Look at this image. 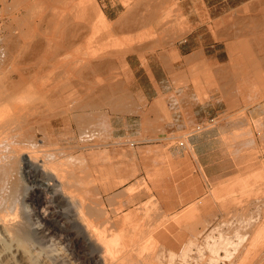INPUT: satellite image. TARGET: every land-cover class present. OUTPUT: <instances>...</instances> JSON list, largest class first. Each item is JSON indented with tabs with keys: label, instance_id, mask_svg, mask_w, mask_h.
<instances>
[{
	"label": "rangeland",
	"instance_id": "1",
	"mask_svg": "<svg viewBox=\"0 0 264 264\" xmlns=\"http://www.w3.org/2000/svg\"><path fill=\"white\" fill-rule=\"evenodd\" d=\"M219 2L222 3L219 4ZM95 8L101 9L108 16L109 21L107 24H102L99 21ZM243 10L245 11L243 12ZM236 32L237 34H235ZM263 33L264 0H0V67H2L0 69V109L2 107L0 111L8 110L9 112L8 116L4 118L3 123L5 122V125L6 123L7 125L11 124L8 127L12 129L15 128V124L18 125L16 126V128L19 127L18 129L20 127H24L25 129L27 125L31 129L32 136L34 135L35 138L40 137L42 140L45 138V143L44 140L42 142L41 139H38L41 142L40 144L44 143L40 148V154L38 153L40 157L42 156L41 158L44 156L42 154L49 152V154L56 152L60 154L61 152L59 156H63L62 158L67 157V155L70 156V154L82 158L83 163L77 162L76 165L79 163L80 166L78 167H83L84 171L79 173L83 178L88 176L85 179L89 178V182L87 180L88 183L85 184V187L87 188L88 185L90 187L87 190L84 189L85 192L82 193V197L86 200V203L93 205H97L98 203L97 206L100 209L102 208L101 210L104 212L101 215L90 217L98 232H102V236L108 234L105 237L99 235L101 238L111 240L115 234L117 235L120 232L118 230H121L120 233H123L125 226L124 223H121L123 222L122 218H125L130 213L132 214V212L137 215L133 220H138H132V224L140 223L142 226L149 225L154 227L159 223L157 228H160L161 231L167 230V227L171 225L174 231H172L173 233H176L178 226H180L182 233L187 234L190 231L191 234H189L192 236V239L195 238V233L202 229L203 224L209 220H213L218 225H221V229L225 227L222 230L229 232L235 231L234 235L239 231V228L240 233L242 230L245 233L249 229V227L247 229V225H257L264 221V171H262V169L264 170V93H262L264 91V77H262L264 72L261 76L260 73L254 71L256 68L253 67L254 63L251 64L253 65L252 67L250 65L252 57L255 54L257 55L259 53L258 55L264 56ZM187 36H191L194 39L197 38L200 49L192 55L180 58L174 55L176 45ZM242 38L246 42L241 43V45L244 48L249 47V50L243 51L241 45H237L240 41H244ZM259 38L262 39L260 40ZM234 41L237 43V46L234 45ZM231 45H234V47ZM258 47L262 50L258 51ZM236 49L238 51L240 50V53ZM242 53L244 56L248 54L250 57L248 55L247 57H243ZM168 56L171 58L169 57L167 59ZM240 56L242 59H240ZM239 59L240 62L243 60L244 63L242 62L241 64ZM149 61L163 63L166 71L164 74L165 92L153 103L152 107L142 104L139 100L134 71L141 64L147 67ZM96 63L101 65L100 70L99 66L96 67V70ZM91 65L94 66H92L93 69ZM261 65L260 71H264V65ZM31 66L34 68L32 70L33 72L29 70ZM102 67L104 69L106 67V71ZM24 68L26 69L23 72L22 69ZM16 69L23 73L20 75V72H14ZM36 69L38 70L35 71ZM41 69L43 70L41 71ZM26 71L29 72L28 75ZM37 74L40 75L38 76ZM257 75L261 77L258 78ZM9 76L16 80L21 77L19 79L20 82L9 78ZM56 76L57 78L55 79ZM24 78H27V81ZM63 78H65L64 80L67 79L66 83L69 86L63 83ZM262 79L263 81H261ZM9 81L13 82L10 83ZM58 81L65 88H62L63 85H60V87V82ZM106 85L107 87H112L114 91L123 93L119 96L118 92L117 95L115 93L116 91L114 92L117 97L116 102L119 97L120 100L123 96L128 97V103L125 104L126 108L124 112H120L117 107H103L102 104L98 105L99 103L98 99L95 98V92L97 94L96 97L99 98V91L102 88H107ZM55 87L63 91L66 90L67 93L62 91L63 94L58 95L57 98L56 92L60 94L61 90H57ZM68 89H71L73 92L68 91ZM50 90L51 93H49ZM92 90L94 92H91ZM227 90L229 91L227 92ZM71 92L73 93V97ZM45 93L49 95L44 96ZM64 93L67 95L70 94L69 98L67 95L66 98L72 99L73 101L70 100V103L67 102L68 100H65ZM124 93H128L129 95H124ZM53 94H55L54 100V97L51 96ZM22 95L25 98H22ZM115 95L113 96L115 97ZM47 96L53 98L51 99ZM83 96L85 101L83 100ZM89 96L92 97L90 98ZM60 97L61 100H65V103L61 100V102H58ZM93 98L97 101L95 102ZM49 100H52V103ZM56 100L59 103L58 105L56 104ZM53 101L55 103L54 105H52ZM86 101L89 104H91V101L95 102V104L98 103L97 107L95 105L94 108L90 107L92 108L90 109L86 105ZM61 103H64L65 106L63 107ZM5 105L7 108H5ZM176 105L179 106V109L175 107ZM84 106H87L85 107L86 109ZM53 107H56V109ZM65 107L67 109L68 107H72V109H68L69 112ZM127 108L129 110L126 112ZM33 109L34 111H32ZM62 110L63 112H61ZM106 111L107 113L104 115ZM57 112L59 117L56 116ZM59 112L61 114L63 113L64 116L60 115ZM92 112L96 114V118H99L97 119L99 122H104L103 119L107 120L109 116L107 122L110 123L105 128L101 126L102 124L98 125V127L94 126L98 130L95 129L93 133L90 132L91 135L94 134L91 136L88 133V128L91 129L93 127L91 123L87 125L88 123L82 122L81 124L79 121H76L78 119L76 117ZM195 113L199 115V118L203 119L191 124L190 120L194 117ZM49 114H52V116L55 114V118H50L52 116ZM177 114L182 115V120L187 127L185 130L172 133L167 130L166 126H171L176 123L177 117L175 115ZM71 115L75 116L74 119H76L74 120ZM36 116L37 119L35 118ZM65 116L70 118V121ZM8 118L12 119L5 121ZM45 119H48L46 120L47 122L44 121ZM157 119L159 122H157ZM212 119H214V123L209 125V121ZM26 120L29 122H26ZM39 121H42L40 122L41 124L38 123ZM75 121L79 124V127H77ZM66 122L68 123L66 124ZM125 123H128V125L130 123L136 124L137 132L142 128L141 134L126 133L123 129ZM63 124L67 126L71 124V126L65 128L67 126ZM202 125H207L206 127L208 129L205 132L198 131V127ZM81 126L82 129L80 128ZM100 127L103 129H99ZM16 128L14 131L17 132H12L13 130L11 129L12 134H19V130ZM217 128H220L221 132L217 135L218 138L213 148L218 149V158L216 160L219 164L215 167L218 169L221 178L214 179L207 173L204 164L200 161L195 149L190 144L189 137H196L195 135H202ZM42 129L45 131H42ZM83 131L84 133L87 131L89 135L87 133L86 135L83 134ZM116 131L118 132L116 133ZM42 132H45V134ZM66 133H69V136ZM96 133L98 134L97 136ZM82 135L84 136L83 138ZM85 138L88 140H85ZM83 143L84 145L92 144L93 147L80 149L79 145L82 146ZM44 146L46 149H44ZM72 146L73 148L71 149ZM246 147L250 148L247 149ZM42 148L44 149L43 151ZM201 148L203 149L204 147L202 146ZM49 149L50 151H48ZM247 152L250 153L248 154ZM59 156L57 155V157ZM84 157L86 158L83 159ZM149 172H157L159 182L157 185L152 182L149 177ZM132 175L134 176L132 177ZM37 176L38 180H41L39 173ZM139 180H144L146 185L138 188ZM42 182L46 183L47 181L44 180ZM131 184H136L137 189L135 190H139V192L134 190L135 195L133 194L132 201L131 198L129 199V194H124V191L132 186ZM81 190L84 191L83 188ZM95 192H97V196L93 194ZM249 192L253 193L248 195L247 193ZM49 193L50 196L48 195V197H53L52 190ZM151 194L153 196H150ZM224 195L230 196L227 198ZM206 197L208 201H206ZM218 198L226 200L223 201V199L219 200ZM152 200L154 201L152 202ZM240 200L243 202L240 203ZM100 203L101 205H99ZM226 205L231 208H228ZM249 205L253 206L251 207ZM104 206L107 210L103 208ZM138 208L142 210L140 211ZM145 208L148 210H144ZM152 208L156 210V215ZM50 210H53L52 206H50ZM164 210L171 215L167 218L168 220H165L163 215H161V213H165L163 212ZM66 211L70 218L73 217V210L69 209ZM145 211H148L149 215H151H146L147 212L145 213ZM105 212L107 213L105 214ZM230 214L232 217H230ZM158 215H161V221ZM173 215L175 217L177 216L178 219ZM185 215H190L188 218V222L191 225L190 228L186 226L188 222L184 218ZM118 216H121V218ZM146 217H148L149 221ZM154 217L155 219L153 220ZM150 218H152L153 222ZM224 218L229 219V222ZM173 219L176 223H173ZM220 219L227 222H223ZM261 219L262 221L260 222ZM155 220L159 222L156 223ZM249 220L252 222L250 223ZM107 221L108 224L106 225ZM168 222L169 224L167 225L166 223ZM164 225L166 226L165 228ZM97 226H99V229ZM180 231L177 230V233ZM81 232L83 233L78 238V246L82 247V251L79 247L78 250L81 255L77 261L72 254L73 246H70V242L67 241L64 244L55 237L49 238L44 244L37 245L39 246V250L37 251H45L42 255L47 256L49 254L50 257H53L54 255L62 253L63 251L61 252V250H64L66 253L63 252L65 254H62L65 256V261L69 264H84V262L85 264H99L100 255H102L104 248L101 247L98 249V246L100 247L102 243H97L98 246L95 243L91 249L87 248L84 245L86 242L81 239L83 238L84 230ZM108 237L110 238L108 239ZM140 238H136L134 246L130 247L129 249L131 250L129 251L133 249L135 252L138 251L139 254V246L142 247L147 242L148 236H142ZM144 239H146V242H143ZM141 243L144 244L141 245ZM169 243H171L168 245L169 250L171 249L170 251H172L173 248H170V245L172 247L174 246V244L172 245L173 241ZM59 247L62 249H59ZM53 248L57 251V254L55 251H52ZM69 251H71V255L68 254ZM162 251L157 253L162 258L159 257L157 260H153V262L156 264L164 262L165 264L167 258L168 262L166 260V264H169L171 252L167 251L165 255ZM133 253L130 252L131 255ZM237 253L235 252L231 261L236 260L235 258L238 257ZM136 254L134 253V256ZM138 254L136 256H139ZM163 256L166 258H163ZM136 258L132 255L133 261H136ZM163 259L165 260L163 261ZM158 261L159 263H157ZM178 261L180 260L176 259L174 262ZM226 261L224 263L231 264L230 260ZM66 262L65 264H68ZM258 262L263 263L261 259ZM258 262L255 264H259ZM101 263L103 264L102 261Z\"/></svg>",
	"mask_w": 264,
	"mask_h": 264
},
{
	"label": "bare ground",
	"instance_id": "2",
	"mask_svg": "<svg viewBox=\"0 0 264 264\" xmlns=\"http://www.w3.org/2000/svg\"><path fill=\"white\" fill-rule=\"evenodd\" d=\"M98 7V6H97ZM248 7V6H247ZM99 8V7H98ZM98 8H95V11H96V14L99 18V21L102 23V24H107L108 23V19L105 15V13L101 10V9H98ZM247 10V8H245ZM245 10H243L244 12ZM248 17V16H246ZM254 17V16H253ZM252 21V19H251ZM232 22V21H231ZM256 22V21H255ZM233 27V25H232ZM234 28V27H233ZM254 28V27H253ZM258 28V27H257ZM232 29V28H231ZM255 30V29H254ZM256 32V31H255ZM262 33V32H261ZM237 34V32L235 33ZM250 34V33H249ZM253 34V33H252ZM264 34V33H263ZM262 34V35H263ZM261 35V36H262ZM234 36V34H233ZM236 36V35H235ZM251 36V34H250ZM253 36V35H252ZM229 37V36H228ZM260 37V36H259ZM238 39V38H237ZM248 39V38H247ZM255 39V38H254ZM260 39V38H259ZM262 39V38H261ZM260 39V40H261ZM242 40L244 41H240V43H236L235 41V44L234 45H238L240 46L241 43L243 44V42L245 43V39L242 38ZM258 40V41H260ZM237 41V42H239ZM263 42V41H262ZM156 43V42H155ZM231 43V42H230ZM233 44V43H232ZM247 44V43H246ZM248 44H250L248 42ZM247 44V45H248ZM159 45V44H158ZM234 45L232 47H234ZM236 45V46H237ZM263 45V44H262ZM230 46V45H229ZM23 47V46H22ZM19 48V47H17ZM230 48V47H229ZM260 48H261V45H260ZM260 48L258 47V51L260 50ZM263 48V47H262ZM155 49V48H154ZM231 49V48H230ZM234 49V48H232ZM240 49V48H239ZM241 49L244 51V50H249V47L248 48H244L242 45H241ZM240 49V50H241ZM16 50V49H15ZM40 50V48H39ZM237 50V49H236ZM234 50V51H236ZM239 50V51H240ZM252 50V49H251ZM262 50V49H261ZM260 50V51H261ZM14 51V49H13ZM228 51V50H227ZM237 50V52H239ZM254 51V50H253ZM257 51V52H258ZM155 52V51H154ZM164 52V51H163ZM252 52V51H251ZM256 52V51H255ZM32 53V52H31ZM36 53V51H35ZM168 53V52H167ZM173 53V52H172ZM240 53V52H239ZM244 53V52H243ZM242 53V54H243ZM263 53V52H262ZM37 54V53H36ZM245 54V53H244ZM244 54L242 55L243 57H247L244 56ZM259 54V53H258ZM257 54V55H258ZM264 54V53H263ZM175 55V54H174ZM200 55V54H199ZM241 55V54H240ZM255 54V56L252 57V61L250 63L253 64L251 65V67H256L255 70L254 68H252L255 72H258L261 74L262 76V73L264 71H260L261 70V64L264 65V56L263 55H258L257 56ZM21 56V55H20ZM31 56V55H30ZM107 56V55H106ZM109 56V55H108ZM249 56V55H248ZM36 57V56H35ZM95 57V56H94ZM105 57V56H104ZM170 56L167 57V59L169 58ZM193 57V56H192ZM250 57V56H249ZM18 58V57H17ZM110 58V57H109ZM162 58V57H161ZM171 58V57H170ZM178 58V57H177ZM176 58V59H177ZM194 58V57H193ZM106 59V58H104ZM165 59V57H164ZM240 59H242V57L240 56ZM240 59H239V62H240ZM245 59V58H244ZM249 59V58H247ZM97 60V59H96ZM100 60V59H99ZM107 60V59H106ZM250 60V59H249ZM91 61V60H90ZM101 61V60H100ZM246 61V60H245ZM262 61V63H261ZM89 62V61H88ZM189 62V61H188ZM243 60H241V64H242ZM40 63V62H39ZM90 63V62H89ZM91 63H93L91 61ZM107 63V62H106ZM244 63V62H243ZM247 63V62H246ZM43 64V63H41ZM40 64V65H41ZM88 64V63H87ZM97 64V63H96ZM105 64V63H104ZM109 64V63H108ZM106 64V65H108ZM4 65V64H3ZM20 65V64H19ZM39 65V64H38ZM95 65V64H93ZM91 65V68L92 66ZM103 65V64H102ZM5 66V65H4ZM10 66V65H9ZM18 66V65H17ZM35 66V65H34ZM48 66V65H47ZM90 66V64H89ZM88 66V67H89ZM99 66V70H100V66L101 65H96V67ZM241 66V65H240ZM12 67V66H11ZM40 67H43V66H40ZM49 67V66H48ZM53 67V66H52ZM55 67V66H54ZM94 67V66H93ZM250 67V66H249ZM248 67V68H249ZM260 67V69H259ZM2 67H0L1 69ZM13 68V67H12ZM32 68V66H31ZM29 68L30 71H32L34 68ZM37 68V67H36ZM39 68V67H38ZM89 68V69H91ZM104 69V67H102ZM241 68V67H240ZM10 69V67H9ZM20 69V68H19ZM26 68L22 69V71L24 72ZM45 69V68H43ZM41 69V71L43 70ZM93 69V68H92ZM106 69V67H105ZM104 69V70H105ZM258 71H257V70ZM21 70V69H20ZM28 70V71H29ZM38 69H36L35 71H37ZM40 70V69H39ZM97 70V68H96ZM98 70V71H99ZM264 70V69H263ZM14 71V70H13ZM18 73L20 72L19 70L16 69V71L14 72H17ZM34 71V72H35ZM46 71V70H45ZM94 71V70H92ZM106 71V70H105ZM23 72H20L19 74L21 75V73ZM27 72V71H26ZM25 72V73H26ZM33 72V71H32ZM44 72V71H43ZM42 72V73H43ZM96 72V71H95ZM94 72V73H95ZM246 72V71H244ZM4 73V72H3ZM29 72H27L26 74L28 75ZM40 73V72H39ZM56 73V72H55ZM101 73V72H99ZM249 73V72H247ZM12 74V73H11ZM44 74V73H43ZM42 74V75H43ZM97 74V73H96ZM254 74V73H253ZM257 74V73H256ZM259 74V75H260ZM1 75V74H0ZM19 75V76H20ZM38 75V74H37ZM40 75V74H39ZM38 75V76H39ZM48 75V74H47ZM46 75V76H47ZM56 75V74H55ZM255 75V74H254ZM261 76L257 77L260 78ZM30 77V76H29ZM53 77V76H52ZM120 77V76H118ZM226 77V76H225ZM224 77V78H225ZM264 77V75L262 76ZM9 78H11L9 76ZM21 78V77H20ZM18 78V80L20 79ZM46 78V77H45ZM57 78V76L55 77V79ZM61 78V77H59ZM86 78V77H85ZM109 78V77H108ZM223 78V77H222ZM11 79H15V78H11ZM26 79L27 81V78H24ZM31 79V78H30ZM41 79V78H40ZM39 79V80H40ZM52 79V78H51ZM65 78H63L64 80ZM254 79V78H252ZM15 79V81L17 82H20V80L18 81ZM35 80V79H34ZM38 80V79H37ZM67 80V79H66ZM64 80L63 83H66L67 81ZM98 80V79H97ZM103 80V79H101ZM31 81V80H30ZM49 81V80H48ZM229 81V80H228ZM263 81V79L261 80ZM10 82V81H9ZM13 82V81H12ZM10 82V83H12ZM22 82V81H21ZM47 82V81H46ZM45 82V83H46ZM54 82V81H53ZM60 82V81H58ZM100 82V81H99ZM232 82V81H231ZM254 82V81H253ZM258 82V81H257ZM38 83V82H37ZM81 83V81H80ZM103 83V82H102ZM114 83V82H113ZM252 83V82H251ZM256 83V82H255ZM259 83V82H258ZM263 83V82H262ZM16 84V82H15ZM25 84V83H23ZM52 84V83H51ZM67 84V83H66ZM65 84V85H66ZM110 84V83H108ZM250 84V82H249ZM254 84V83H253ZM10 85V84H9ZM11 85H14V84H11ZM29 85V84H28ZM31 85V84H30ZM39 85V84H38ZM58 85V84H57ZM60 85H63L59 84ZM68 85V84H67ZM66 85V86H67ZM81 85V84H79ZM101 85H104V84H101ZM115 85V84H114ZM224 85V84H223ZM222 85V86H223ZM260 85V84H259ZM16 86V85H15ZM40 86V85H39ZM42 86V85H41ZM48 86V85H47ZM46 86V87H47ZM53 87V85H51ZM69 86V85H68ZM67 86V87H68ZM251 86V84H250ZM257 86V85H256ZM18 87V86H17ZM32 87V86H31ZM50 87V86H49ZM51 87V89H52ZM61 87V86H60ZM107 87V85H106ZM117 87V86H116ZM241 87V86H240ZM56 88V87H55ZM53 88V89H55ZM62 88H65V86L63 85ZM69 88V87H68ZM222 88V87H221ZM247 88V86H246ZM245 88V89H246ZM3 89V88H2ZM44 89V88H43ZM57 90H61L60 91V94L58 92L57 93V98H58V95H61L63 94L62 93V89H58V87L56 88ZM118 89V88H117ZM223 89V88H222ZM255 89V88H254ZM55 90V91H57ZM84 90V89H83ZM256 90V89H255ZM260 90V89H259ZM3 91V90H2ZM43 91V90H42ZM53 91V90H52ZM68 91H72L71 89H68ZM85 91V90H84ZM86 91H88L86 89ZM97 91V90H96ZM116 91V90H115ZM114 89H112V87H107V88H102L100 91H99V98L96 97L97 94L95 92V98L98 99V103L95 104V102L97 101L95 98H93V100L95 102H90L91 104L87 103L88 101H86V103H83V104H86L89 108L92 107L94 108L95 105L97 107V104L98 105H101L104 107V106H109V107H117L118 110L120 112H124L125 111V108H126V105L128 102L127 98L125 96H123V98L120 100V97L119 99L117 100L116 102V95H117V92H115ZM229 90H227L228 92ZM63 92H66V90H64ZM73 92V91H72ZM71 92L72 94V97H73V93ZM91 92H94L93 90ZM114 92L116 93V95L114 94ZM124 92V91H123ZM246 92V91H245ZM49 93H51V90L49 91ZM53 93H55L53 91ZM81 93V92H80ZM85 93V92H84ZM83 93V94H84ZM119 93V92H118ZM122 93V92H121ZM121 93H119V96L121 95ZM264 93V91L262 92ZM2 94V93H1ZM35 94V93H34ZM65 94V93H64ZM82 94V95H83ZM90 94V93H89ZM87 94V95H89ZM123 94V93H122ZM128 93H124V95H126ZM242 94V93H241ZM45 95H49V94H44ZM55 94L51 95L54 97ZM65 94V98L68 96L69 98V95ZM91 95V94H90ZM115 95V97L113 96ZM129 95V94H128ZM9 96V94H8ZM63 96V95H62ZM85 96V95H84ZM83 96V100L85 99ZM93 96V95H92ZM92 96H89L90 98ZM3 97V96H2ZM12 97V96H10ZM14 97V96H13ZM19 97V96H18ZM24 97V95H22V98ZM40 97V96H39ZM48 98H51L50 96H47ZM52 97V98H53ZM71 97V98H72ZM88 97V96H87ZM245 97V96H244ZM5 98V97H4ZM25 98V97H24ZM46 98V97H45ZM47 98V99H48ZM51 98V99H52ZM56 98V99H57ZM64 98V97H63ZM14 99V98H13ZM39 99V98H38ZM55 99V97L53 98V100ZM12 100V99H10ZM59 101L58 102H61L63 101V99L61 100V97L60 99H58ZM61 100V101H60ZM65 100H68L67 102L70 103V100L72 99H65ZM64 100V101H65ZM89 100V99H88ZM24 101V100H23ZM33 101V100H32ZM31 101V102H32ZM51 103H52V100H49ZM63 101V102H64ZM73 101V100H72ZM85 101V100H84ZM121 101V102H120ZM7 102V101H6ZM5 102V104H6ZM35 102V101H34ZM48 102V103H50ZM57 102L56 100V104L58 105L59 103ZM4 103V102H3ZM40 103V102H39ZM50 103V104H51ZM65 103V102H64ZM63 103V104H64ZM34 104V103H32ZM46 104V103H45ZM54 101H53V104L54 105ZM62 104V103H61ZM62 106L64 107L65 104ZM67 104V103H66ZM40 105V104H39ZM47 105V104H46ZM71 105V104H69ZM6 106V105H5ZM76 106V105H74ZM87 106H84L87 107ZM246 106V105H245ZM60 107V106H58ZM57 107V108H58ZM73 107V106H72ZM72 107H70L72 109ZM248 108V106H246ZM7 108V106L5 107ZM10 108V106H9ZM31 108V106H30ZM41 108V107H40ZM54 109H56V107H53ZM68 107V109H70ZM90 108V109H92ZM2 109V107H1ZM0 109V110H1ZM32 109V108H31ZM65 109H67L65 107ZM67 109V110H68ZM74 110H76L74 107H73ZM86 109V108H85ZM10 110V109H9ZM113 111H115L113 108H112ZM129 109L127 108L126 112L128 111ZM34 111V109L32 110ZM60 111V110H59ZM65 111V110H64ZM69 111V110H68ZM94 111V109H93ZM13 112V111H11ZM27 112V110H26ZM38 112V111H37ZM63 112V110L61 111ZM67 112V111H66ZM70 112V111H69ZM74 112V111H73ZM91 112V111H90ZM109 112V111H108ZM25 113V112H24ZM53 113V112H52ZM65 113V112H64ZM72 113V112H71ZM88 113V112H87ZM107 111L105 112L104 115H106ZM9 112L8 110H3V111H0V264H65V256H63V254H65L66 252L64 250H61V252H65V253H59L57 254L54 250V248L52 249V251L57 254V255H54L53 257H50V255L48 254L47 256L46 255H42L44 252H39L37 250H39V244H44L49 238H52V237H55V238H58L60 242L64 243L65 242L67 243V241L70 242V246L72 247L73 246V249H72V254L74 255V258L76 259V261L78 260L79 256L81 255L80 254V251L78 250V248L80 246L79 245V241H78V238L80 237L81 231L84 230V234H83V241L86 242L84 243V245L91 249L93 247V245L96 243L100 244V247L98 246V249L103 247L104 250H103V253L102 255H100V263L99 264H102L101 261L103 262V264H156L155 262H153V260H157L159 257L162 258L161 256H159L157 253H159V251L161 252L162 251L165 255L167 251L171 252V256L170 257V263L169 264H226L224 263L225 260H232L235 252L237 253V251H239L237 253V258H235L236 260H233L231 261V264H255L256 262H258L260 259L262 260V264H264V221H262V219L260 220L261 223L257 224V225H251V226H248L247 225V229L249 227V229L247 230V232L243 233V230L242 232L240 233V228H239V231L236 232V234L234 235L235 231H225V230H222L223 228L225 229V227H223L221 229V225H218L216 222H214L213 220H209L207 221L206 223L203 224L202 226V229L201 230H198L196 234V236H194L195 238H191L192 236L190 235V231L189 233L187 234H184L180 231V226H178L177 230L180 231L177 233V230H176V233H173L174 231L172 230V226L169 225L167 227V230L165 229V231H161L160 228L158 229L157 228V225L159 224L158 222H155L158 223L157 225H155L154 223V227L152 226H147V225H143L142 224H132L131 221L133 219L136 218V214H134L132 212V214H126L127 216H125V218H122L123 222L121 223H124V226H125V229H123V233H120L121 230H118L120 232H118V234L111 239V240H107L105 238H101L99 235H101V233L98 232V230L96 229V226L94 223H92L90 217H94L95 215L98 216V215H101L103 214L104 212H102V208L100 209L97 205H93V204H90V203H86V200L82 197V193L85 192L84 189L87 190V188L89 189V185L88 187L86 188L85 187V184H87L89 182V178L88 179H85L82 177V175H80L79 172H83L84 169L83 167H78L80 166L79 163L78 165H76L77 162H81L83 163V160L82 158L80 157H75L73 156V154L70 156L67 155V157L65 158H62L63 156H59L61 154H58V152L54 153V154H49V153H46V154H42L44 155L43 158H41L38 153L40 154V148L43 146V144L45 143V138L43 136V140H44V143L43 144H40V140L38 139H41L42 138H35L34 135L32 136L31 135V129L29 127H24L20 129L16 128V125L15 124V128L19 130V134H12L11 133V129L12 128H9L8 125H11V124H8L6 123L5 125V122L3 123L4 121V118H6V116H8ZM60 115H63V113L61 114L59 112ZM100 114V113H99ZM99 114H97L99 116ZM46 115V114H45ZM52 116V114H49ZM55 115V114H54ZM53 115V116H54ZM67 116V114H65ZM73 115L76 116V114L73 113ZM71 115V116H73ZM100 115H103V114H100ZM109 115V114H108ZM13 116V115H11ZM15 116V115H14ZM21 116V115H20ZM48 116V115H47ZM50 117V118H55L54 117ZM56 116L59 117L58 115V112L56 114ZM64 116V115H63ZM65 116V117H66ZM73 116V119L74 117ZM10 117V115H9ZM24 117V116H23ZM45 117V116H44ZM43 117V118H44ZM62 117V116H61ZM37 119V116L35 117ZM39 118V117H38ZM64 118V117H63ZM68 118V117H66ZM64 118V119H66ZM76 118H78L76 121H79L81 124L82 122L84 123H88L87 125H89V123H91V125L94 128V129H89V134L91 135V133L94 132V130H98V125L102 124L101 126L103 128L105 127H108V123L110 122H107L106 119H103L104 122H99L97 121V119L99 118H96V114L95 113H90V114H84V115H80V116H77ZM75 118V119H76ZM102 118V117H101ZM9 119H12V118H8L7 120L5 121H8ZM13 119H15L13 117ZM17 119V117H16ZM49 119V118H48ZM48 119H45L44 121L48 120ZM69 121H70V118H68ZM74 119V120H75ZM21 120V119H20ZM101 120V119H100ZM110 120V119H109ZM12 121V120H11ZM18 121V120H17ZM23 121V119H22ZM67 121V120H66ZM73 121V120H72ZM75 121V122H76ZM2 122V123H1ZM19 122V121H18ZM21 122V121H20ZM25 122V121H24ZM26 122H29L26 120ZM42 121H39L38 123H40ZM47 122V121H46ZM45 122V123H46ZM49 122V121H48ZM15 123V122H14ZM22 123V122H21ZM32 123V121H31ZM36 123V124H38ZM44 123V122H43ZM42 123V124H43ZM59 123V122H58ZM65 123V122H64ZM68 122H66L67 124ZM29 124V123H27ZM41 124V123H40ZM39 124V125H40ZM66 124H63L65 126H67ZM77 124V122L75 123ZM80 124V125H81ZM13 125V124H12ZM24 126V125H23ZM44 126V125H43ZM64 126V127H65ZM69 126H71V124H68L67 127L65 128H68ZM94 126H97V127H94ZM41 127V125H40ZM39 127V129H40ZM77 127H79V124H77ZM84 127V126H83ZM102 127H100L99 129H103ZM13 128L12 132H17V131H14ZM38 128V127H37ZM45 128V127H44ZM54 128V127H53ZM56 128V127H55ZM82 129V126L80 127ZM79 128V129H80ZM33 129V128H32ZM72 129V128H71ZM84 130V129H83ZM87 130V129H85ZM106 130V129H105ZM40 131V130H38ZM42 131H45L44 129H42ZM67 131V130H66ZM81 131V130H80ZM65 132V130H64ZM63 132V133H64ZM69 132V131H68ZM82 132V131H81ZM91 132V133H90ZM105 132V131H104ZM40 133V132H39ZM45 134V132H42ZM55 133V132H54ZM70 133V132H69ZM68 133V134H69ZM73 133V132H72ZM87 131H83V134L86 135ZM87 133V135H89ZM109 133V132H108ZM67 133L66 135L69 136ZM82 134V133H81ZM63 135V134H62ZM75 136V134H73ZM94 135V134H92ZM91 135V136H92ZM72 136V135H71ZM70 136V137H71ZM64 137V135H63ZM62 137V138H63ZM84 136L82 135V138ZM18 138V139H17ZM47 138V136H46ZM67 138V137H65ZM57 139V138H56ZM76 139V138H75ZM42 140V142H43ZM48 140V139H47ZM59 140V139H58ZM85 140H88L85 138ZM84 142V141H83ZM87 142V141H86ZM50 143H51V140H50ZM85 143V142H84ZM83 145L80 146L79 144V147L80 149L82 148H85V147H93V145ZM55 144V143H54ZM58 144V143H57ZM47 145V144H46ZM108 145V144H107ZM55 146V145H54ZM95 146V145H94ZM190 146V145H189ZM258 146V145H257ZM47 147V146H46ZM60 147V146H58ZM106 147V145H105ZM251 147V146H250ZM250 147H246L247 149H249ZM256 147V146H255ZM254 147V148H255ZM259 147V146H258ZM66 148V147H65ZM73 148V146L71 147V149ZM75 148V147H74ZM186 148V147H185ZM192 148V147H191ZM44 149L45 146H44ZM42 148V151L44 150ZM51 149V148H50ZM50 149L48 151H50ZM54 149V147H53ZM57 149V148H56ZM258 149V148H257ZM59 150V149H58ZM62 150V149H60ZM76 150V149H75ZM41 151V152H42ZM46 152H48L47 150H45ZM53 151V150H51ZM73 151V150H72ZM77 151V150H76ZM232 151V150H231ZM249 151V150H248ZM256 151V150H255ZM63 152V150H62ZM65 152V151H64ZM74 152V151H73ZM193 152V151H192ZM254 152V151H253ZM259 152V151H258ZM43 153V152H42ZM45 153V152H44ZM71 153V152H70ZM77 153V152H76ZM75 153V154H76ZM248 153V152H247ZM250 153V152H249ZM248 153V154H249ZM254 154V153H253ZM256 154V153H255ZM258 154V153H257ZM57 155L59 157H57ZM64 155H66V153H64ZM82 155H84L82 153ZM252 155V154H251ZM86 156V155H85ZM90 156V155H89ZM255 156V155H254ZM82 157V156H81ZM41 158V159H40ZM86 157H84L83 159H85ZM90 159H91V156H90ZM251 159V158H250ZM257 159V158H256ZM254 160V159H253ZM85 161V160H84ZM88 161V160H87ZM92 161V160H91ZM261 162V161H260ZM80 163V164H81ZM193 163V162H192ZM250 163H251V160H250ZM258 163V162H257ZM262 164V163H261ZM89 165V164H88ZM92 165V164H91ZM254 165V164H253ZM260 165V164H259ZM263 165V164H262ZM261 165V166H262ZM83 166V165H82ZM126 166V165H125ZM132 167V166H131ZM137 167V166H136ZM253 167V166H252ZM82 168V169H81ZM260 168V166H259ZM258 168V169H259ZM262 168V167H261ZM91 169V168H90ZM124 169V167H123ZM127 169V167H126ZM87 170V169H86ZM125 170V169H124ZM134 171V170H133ZM262 171H264L262 169ZM123 172V170H122ZM39 173V177L41 178V180H38V176L37 174ZM79 173V174H78ZM135 173V172H134ZM127 174V173H126ZM125 174V176H126ZM130 174V173H129ZM80 175V176H79ZM128 175V174H127ZM135 175V174H134ZM132 175V177L134 176ZM172 175V174H171ZM84 176V175H83ZM111 176V175H110ZM170 176V175H169ZM174 176V175H173ZM264 176V175H263ZM127 177V176H126ZM129 177V175H128ZM149 177L151 178L152 182L157 185L159 182H158V176H157V172H149ZM130 178V177H129ZM263 178V177H262ZM95 179V178H94ZM144 179V178H143ZM176 179V178H175ZM46 180L47 182L46 183H43L42 181ZM88 180V182H87ZM128 180V179H127ZM138 180V179H137ZM166 180V179H165ZM96 181V180H95ZM108 181V180H107ZM92 182V181H91ZM191 182V181H190ZM41 183V184H39ZM94 183V182H93ZM96 183V182H95ZM90 184V183H89ZM92 184V183H91ZM90 184V185H91ZM133 184V183H132ZM131 184V185H132ZM138 188H140V186H144L146 185L145 181L143 180H139L138 181ZM169 184V183H168ZM179 184V183H178ZM263 184V182H262ZM93 185V184H92ZM96 185V184H95ZM94 185V186H95ZM109 185V184H108ZM136 184L130 186V188H128V190H125L124 194L128 195L129 194V199L131 198V201H132V196L133 194L135 195L134 193V190L137 189L136 188ZM164 186V185H163ZM92 187V186H91ZM109 187H111L109 185ZM147 187V186H146ZM165 187V186H164ZM83 188L84 191H82L81 189ZM142 188V187H141ZM97 189V188H95ZM147 189V188H146ZM175 189V188H174ZM177 189V188H176ZM263 189V188H262ZM52 190V195L53 197L49 198L48 195L50 194L49 191ZM261 190V189H259ZM90 191V190H89ZM136 191V190H135ZM180 191V190H179ZM227 191V190H226ZM257 191V190H256ZM255 191V192H256ZM93 192V191H92ZM108 192V191H107ZM136 192H139L136 191ZM148 192V190H147ZM213 192V191H212ZM228 192V191H227ZM260 192H263V191H260ZM90 194V192H88ZM97 192L93 193L96 195ZM160 193V192H159ZM172 193V192H171ZM226 193V192H225ZM253 192H249L247 193L248 195L251 194ZM99 194V193H98ZM145 194V193H144ZM143 194V195H144ZM158 194V193H157ZM212 194V193H211ZM215 194V192H214ZM224 194V193H223ZM227 194V193H226ZM230 194V193H228ZM243 194V193H242ZM51 195V196H52ZM88 195V194H87ZM125 195V196H126ZM222 195V194H220ZM231 195V194H230ZM228 195V196H230ZM254 195V194H253ZM258 195V194H257ZM50 196V195H49ZM97 196V195H96ZM100 196V195H99ZM150 196H153L152 194ZM149 196V198H150ZM209 196V195H208ZM218 196H219V193H218ZM225 196V195H224ZM228 196H225L227 198H229ZM246 196V194H245ZM87 197V196H86ZM128 197V196H127ZM167 197V196H166ZM217 197V196H216ZM215 197V198H216ZM222 197V196H221ZM224 197V198H225ZM232 197V196H231ZM250 197V196H248ZM252 197V196H251ZM96 198V197H95ZM94 198V200H95ZM236 198V197H235ZM264 198V197H263ZM152 199V198H150ZM155 199V198H154ZM207 199V197H206ZM219 199V198H218ZM217 199V200H218ZM223 199V198H221ZM219 199V200H221ZM234 199V197H233ZM134 200V198H133ZM214 200V199H213ZM216 200V201H217ZM226 199H223V201H225ZM230 200V199H229ZM239 200V199H238ZM96 201V200H95ZM94 201V202H95ZM150 201V200H149ZM154 200H152L153 202ZM208 201V199L206 200ZM262 201V200H261ZM264 201V200H263ZM89 202V200H88ZM93 202V201H92ZM128 202V201H127ZM141 202V200H140ZM151 202V203H152ZM156 202V201H155ZM154 202V203H155ZM199 202V201H198ZM221 202V201H219ZM238 202V201H237ZM240 203L243 202V201H239ZM254 202V201H253ZM102 203V202H101ZM101 203L99 205H101ZM105 203V202H104ZM150 203V205H151ZM159 204V202H157ZM212 203V201H211ZM231 203V202H230ZM233 203H234V200H233ZM231 203V204H233ZM147 204V203H146ZM196 204V203H195ZM202 204V203H201ZM204 204V203H203ZM215 204V202H214ZM229 204V203H228ZM237 204V203H236ZM253 204V203H252ZM258 204V202H257ZM261 204V203H260ZM153 205V203H152ZM183 205V204H182ZM191 205V204H190ZM235 205V204H234ZM247 205V204H246ZM245 205V206H246ZM50 206H52L53 210H50ZM142 206V204H141ZM227 206V205H226ZM230 206V205H229ZM249 206H253V205H249ZM260 206V205H259ZM101 207V206H100ZM160 207V206H159ZM182 207V206H180ZM218 207V206H217ZM222 207V206H221ZM228 207V206H227ZM234 207V206H233ZM244 207V206H243ZM250 207V208H251ZM105 208V206L103 207ZM144 208V207H143ZM149 208V206H148ZM156 208V207H155ZM187 208V207H186ZM201 208V207H200ZM205 208V207H204ZM225 208V207H224ZM228 208H231V207H228ZM264 208V207H263ZM73 210L74 212V215L73 217L70 218V216L68 215L67 211L66 210ZM106 209V208H105ZM123 209V208H122ZM137 209V208H136ZM139 209V208H138ZM154 209V208H152ZM159 209V208H158ZM221 209V208H220ZM219 209V211H220ZM233 209V208H232ZM107 210V209H106ZM118 210V209H117ZM140 210V209H139ZM142 210V209H141ZM140 210V211H141ZM144 210H148V209H144ZM150 210V209H149ZM172 210V209H171ZM199 210V209H198ZM203 210V209H201ZM224 210V209H223ZM238 210V209H236ZM104 211V209H103ZM122 211V210H121ZM153 211V210H151ZM155 211V215L157 214L156 210L154 209ZM160 211V210H159ZM167 211V210H166ZM178 211V210H177ZM176 211V212H177ZM224 211H227V210H224ZM263 211V210H262ZM70 212V211H69ZM72 212V211H71ZM120 212V211H119ZM135 212V211H134ZM148 213V211H145V213ZM165 212V210L163 211ZM174 212V211H173ZM172 212V213H173ZM182 212V211H181ZM201 212V211H200ZM207 212V211H206ZM258 212V211H257ZM256 212V213H257ZM107 212H105L106 214ZM136 213V212H135ZM146 215L150 216L149 213ZM161 213V212H160ZM175 213V212H174ZM179 213V212H178ZM184 213V212H183ZM225 213V212H223ZM230 213V212H228ZM238 213V212H237ZM244 213H247V212H244ZM249 213V212H248ZM253 213V212H252ZM180 214V213H179ZM178 214V215H179ZM227 214V213H226ZM235 214V213H233ZM232 214V215H233ZM108 215V214H107ZM105 215V216H107ZM125 215V214H124ZM154 215V216H155ZM161 215H163V218L166 220L167 218H169L171 215L169 213H164ZM161 215L159 216V220L161 218ZM176 215V214H175ZM182 215V214H181ZM191 215V214H190ZM190 215H185L184 218L185 220L188 222V218L190 217ZM219 215H223V214H219ZM228 215V214H227ZM255 215V213H254ZM264 215V214H263ZM145 216V215H144ZM174 216V215H173ZM195 216V215H194ZM226 216V215H225ZM224 216V217H225ZM237 216V215H236ZM248 216V215H247ZM250 216V215H249ZM121 218V216H118ZM117 217V218H118ZM124 217V216H123ZM175 217V216H174ZM229 217V216H228ZM230 217L231 214H230ZM229 217V218H230ZM243 217V216H242ZM260 217V216H259ZM264 217V216H263ZM109 218V217H108ZM140 218V217H139ZM138 218V219H139ZM145 218V217H144ZM148 219V217H146ZM176 219H178V217L176 216L175 217ZM183 218V217H182ZM94 219V218H93ZM155 219V217L153 218V220ZM157 219V217H156ZM162 219V218H161ZM224 219H227V218H224ZM231 219V218H230ZM235 219V217H234ZM243 219V218H241ZM251 219H253V217H251ZM257 219H259L257 217ZM111 220V219H110ZM121 220V219H120ZM137 220V219H136ZM136 220H133V221H136ZM150 220H152V218H150ZM152 220V222H153ZM168 220V219H167ZM174 220V219H173ZM172 220V221H173ZM215 220V219H214ZM221 220V219H220ZM228 222H229V219H227ZM233 220V219H232ZM138 221V220H137ZM141 221V220H140ZM143 221V220H142ZM146 221V220H145ZM149 221V219H148ZM161 221V220H160ZM175 221V220H174ZM173 223H176V221ZM179 221V220H178ZM177 221V222H178ZM223 221V219L221 220ZM225 221V220H224ZM223 221V222H224ZM151 222V221H150ZM151 222V223H152ZM170 222V221H169ZM166 223L167 225L169 224ZM209 222V223H208ZM227 222V221H225ZM232 222V221H231ZM235 222V221H234ZM250 222V220H249ZM248 222V224H249ZM252 222V221H251ZM250 222V223H251ZM104 223V221H103ZM112 223V222H111ZM144 223V222H143ZM146 223V222H145ZM220 223V222H219ZM222 223V222H221ZM236 223V222H235ZM108 224V221L106 223V225ZM118 224V223H117ZM148 224V223H147ZM182 224V223H181ZM184 224V223H183ZM217 224V225H216ZM230 224V223H229ZM99 225V224H98ZM102 225V224H101ZM114 225V224H112ZM121 225V224H120ZM153 225V224H152ZM177 225V224H176ZM179 225V224H178ZM109 226V225H108ZM159 226V225H158ZM182 226V225H181ZM187 228H190L191 225L190 223L188 222L186 224ZM189 226V227H188ZM238 226V225H237ZM98 229H99V226H97ZM123 227V225H122ZM121 227V228H122ZM127 227V228H126ZM145 227H147L145 229ZM152 227V228H150ZM163 227V226H162ZM166 226L164 225V228ZM177 227V226H176ZM234 227V226H233ZM241 227V226H240ZM244 227V226H242ZM107 228V227H106ZM109 228V227H108ZM120 228V226H119ZM175 228V227H173ZM162 229V228H161ZM175 230V229H174ZM237 230V229H236ZM103 231V230H101ZM106 231V230H104ZM109 231V230H108ZM110 231H112V229H110ZM173 231V232H172ZM196 231V230H195ZM172 232V233H171ZM188 232V231H187ZM104 233V232H103ZM117 233V232H116ZM120 233V234H119ZM114 234V232H113ZM108 234H106L105 236H107ZM189 238H188V236ZM12 239H11V237ZM102 236V235H101ZM104 235L102 237H105ZM142 236H148L147 238V242L145 241L146 239L143 240V242H146L145 244L144 243H141L144 244L142 247L139 246V254H138V251L135 252V250L132 249V251H129L131 249H129L130 247H133L134 244H135V240L137 237H141ZM112 237V235H111ZM236 237V239H235ZM110 237H108L109 239ZM140 238V239H141ZM54 239V238H53ZM128 239V240H126ZM139 239V240H140ZM187 239V240H186ZM56 242L57 240L54 239ZM80 240V239H79ZM160 240H161V243H160ZM186 240V241H185ZM54 241V242H55ZM172 242V245L174 244V246L172 247L170 245V248H173L172 251L169 250V247L168 245L171 244L169 242ZM15 242V243H14ZM51 242V240H50ZM68 242V243H69ZM185 242V243H184ZM49 243V241H48ZM244 243V244H243ZM83 244V243H82ZM243 244V245H242ZM53 245V244H52ZM81 245V244H80ZM45 246V245H44ZM54 246V245H53ZM57 246V245H56ZM55 246V248H56ZM66 247H68L66 245ZM96 248V247H95ZM136 248V246H135ZM134 248V249H135ZM137 248V249H138ZM48 249V248H47ZM58 249V248H57ZM59 249H62L59 247ZM82 249V247H80V250ZM85 249V248H84ZM49 250V249H48ZM95 250V249H94ZM101 250V249H100ZM60 251V250H59ZM82 251V250H81ZM138 254L139 256H134V253ZM179 251V252H178ZM85 252V250H84ZM99 252V250H98ZM130 252H132L133 254V257H139L138 259L136 258V261H133L132 259V255L130 254ZM50 253V252H48ZM54 253V254H55ZM71 251H69L68 254H70ZM93 253V252H92ZM83 254V253H82ZM88 254V253H87ZM121 254V256H120ZM163 254V255H164ZM71 255V254H70ZM72 255V256H73ZM85 255V253H84ZM52 256V255H51ZM69 256V255H68ZM67 256V257H68ZM66 257V258H67ZM87 257V256H86ZM236 257V255H235ZM69 258V257H68ZM72 258V257H71ZM70 258V259H71ZM163 258H166L163 256ZM69 259V260H70ZM73 259V258H72ZM84 259V258H83ZM93 259V257H92ZM176 259H179L180 261L178 262H174ZM68 260V261H69ZM81 260V259H80ZM165 259H163L164 261ZM167 260V258H166ZM166 260H165V264H166ZM73 261L75 262V260L73 259ZM72 261V262H73ZM88 261V260H87ZM90 261V260H89ZM159 261L161 262V260L159 259ZM159 261L157 263H159ZM226 261V262H227ZM229 261V262H230ZM79 262V261H78ZM93 262V261H92ZM168 262V260H167ZM68 263V262H66ZM81 263V262H80ZM90 263V262H89ZM96 263V262H95ZM259 263V262H258ZM69 264V263H68ZM71 264V263H70ZM77 264V263H76ZM85 264V262H84ZM160 264H164L163 263H160ZM261 264V263H259Z\"/></svg>",
	"mask_w": 264,
	"mask_h": 264
},
{
	"label": "crops",
	"instance_id": "3",
	"mask_svg": "<svg viewBox=\"0 0 264 264\" xmlns=\"http://www.w3.org/2000/svg\"><path fill=\"white\" fill-rule=\"evenodd\" d=\"M222 2H219L221 4ZM106 15V14H105ZM107 19L108 16L106 15ZM109 21V19H108ZM200 46L198 45V39L192 38L191 36H187L182 41L178 42L175 49V55L184 58L189 55H192L194 52L199 51ZM135 78H136V86L138 90V98L144 105H149L152 107L153 103L163 94L165 91L164 87V74L165 67L161 62H148V66L140 65L139 68L135 70ZM179 109V106H175ZM153 113V112H152ZM177 121L174 125L166 126L168 131L172 133L178 132L180 130H185L187 127L185 122L182 120V115L177 114ZM202 120L203 118H199L198 114H194V117L190 120V123H195V121ZM157 122L158 119H157ZM136 124L125 123L123 129L126 133L131 132V134L139 133L141 134L142 128L137 132ZM121 130V129H117ZM118 131H116L117 133ZM221 132L220 128L213 129L202 135H195L189 137V142L195 149L197 156L200 161L204 164L207 173H209L210 177L217 179L221 178L219 176L218 169L215 167L219 164L216 160L218 157V149L213 148L215 141L218 138V134ZM164 135V133H162ZM204 147L203 149L201 147Z\"/></svg>",
	"mask_w": 264,
	"mask_h": 264
},
{
	"label": "built area",
	"instance_id": "4",
	"mask_svg": "<svg viewBox=\"0 0 264 264\" xmlns=\"http://www.w3.org/2000/svg\"><path fill=\"white\" fill-rule=\"evenodd\" d=\"M211 123H214V119H212V120L209 121V125H210ZM206 126H207V125L199 126V127H198V131H199V132H205V131L208 129ZM97 135H98V134L96 133V136H97Z\"/></svg>",
	"mask_w": 264,
	"mask_h": 264
}]
</instances>
